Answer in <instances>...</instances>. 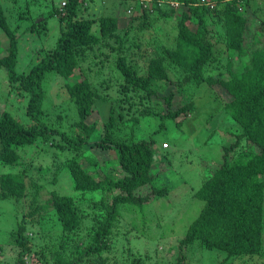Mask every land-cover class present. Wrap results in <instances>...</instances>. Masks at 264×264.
I'll list each match as a JSON object with an SVG mask.
<instances>
[{
    "label": "trees",
    "instance_id": "16d2710c",
    "mask_svg": "<svg viewBox=\"0 0 264 264\" xmlns=\"http://www.w3.org/2000/svg\"><path fill=\"white\" fill-rule=\"evenodd\" d=\"M10 1L36 19L24 34L46 30L50 16L59 21L55 46L34 51L37 62L27 73L17 74L19 36L0 0V28L9 43L0 68L6 71L8 84L25 98L29 122H19L7 110L0 113V170L19 165L22 153L40 143L52 159L49 166L32 159L24 171L0 172V200L19 203L24 199L28 206L8 233L16 246L12 264H145L146 256L122 246L116 249V244L121 235L133 230L140 235L146 221L129 222L125 232L118 226L126 211L142 212L168 190L153 185L163 173L153 172V137L137 139L135 127H142L141 118L149 124L148 118L157 114L162 120L158 132L165 127L164 120L181 126L195 110L192 88H208L240 132L222 148V160L195 193L203 206L179 239V253L171 264H187L186 252L195 243L224 252L226 257L219 264L229 259L264 260V0H170L179 4L176 9L153 0H117L132 15L124 28L121 16L89 14L93 0H64L57 9L50 7V0ZM160 19L174 20V45L157 43L147 57L144 50L140 55L146 67L140 74L125 55L140 45L127 44V33L142 34ZM97 51L101 64L112 62L117 54L112 65L120 79L119 99H103L93 83L94 70L85 68L91 57H99ZM171 71H177L175 80ZM49 74L73 79L62 85L77 113L71 125L66 122L69 115L61 114H54L56 122L46 123ZM100 75L97 71L96 76ZM161 84L175 91L160 89ZM185 93L187 99L173 109L175 94L182 99ZM99 102L108 103L107 111H99ZM141 104L145 108H138ZM126 117L133 125H128L130 134L125 136ZM97 153L108 158L100 162ZM30 166L33 177L27 172ZM63 172L67 182L61 179ZM48 186L42 202V191ZM67 186L73 196L63 191ZM53 218L60 230L45 243L40 228ZM0 264L10 263L0 260Z\"/></svg>",
    "mask_w": 264,
    "mask_h": 264
},
{
    "label": "rangeland",
    "instance_id": "374dc122",
    "mask_svg": "<svg viewBox=\"0 0 264 264\" xmlns=\"http://www.w3.org/2000/svg\"><path fill=\"white\" fill-rule=\"evenodd\" d=\"M63 1L50 0L51 3L49 5L51 8L54 6L57 9ZM4 3L7 8L5 14L8 23L15 30V34L19 36L15 71L17 74L27 73L30 67L37 62V58L33 56L34 51L49 49L55 46L59 36V21L57 16H50L47 19L46 30L41 29L24 34V30L36 21V19L31 17L32 12L30 11V16H28L25 13V9L20 8L19 3L15 5L10 0H4ZM12 4L14 5V9ZM125 7V3L117 0H93L89 7V14L121 16L120 25L124 28L132 16L127 12L125 13ZM12 11L14 13H12L11 17ZM174 26V20L160 19L153 23L150 30L142 34L139 31L127 33V44L135 42L140 45V49L135 48V52L130 51L131 53L125 54L129 57V60H132L140 74L145 71L146 67L145 58L140 54L144 50H147L146 57L151 55V50L157 43L173 47L175 37ZM216 29L219 30L218 27ZM124 38L126 46V32L124 33ZM8 44V40L0 28V58L5 55ZM102 50L105 54L110 53L108 48H103ZM97 54L99 57L97 56L96 59L91 57L87 64H85V68H88L87 70L89 68L90 70H94L92 73L93 83L103 99L109 98L108 100L111 101L119 99L120 79L112 65L116 61L117 54L114 55L115 57L113 56L112 62H104V64L99 63L103 59L100 51H97ZM93 62L96 63L93 64ZM97 71L101 72V75L98 77L96 76ZM175 72L177 73V71H171L170 73L173 80L177 78ZM7 79L6 71L0 68V113L7 110L19 122L28 124V118L25 114L26 100L17 94L16 87H11ZM72 80L67 81L55 74L47 76L45 81L47 88L45 107L48 105L47 109L49 110L50 118L46 120L47 125H51L52 121L56 122L54 114L69 115V121L65 119L63 122L66 121L70 125L73 124V116L77 119L76 110L72 109V102L67 95L63 94L64 91L62 89L64 83H70ZM160 86V89L165 88L164 84ZM167 90L172 91L173 89L168 88ZM167 90L164 94H167ZM189 90L191 89L189 88ZM190 94L194 98L195 110L191 115L183 119L181 126L178 127L173 120H164L165 127L162 131L158 132L157 129L162 120L157 114L156 117L148 118L149 124L145 123L146 119L143 121L144 118H141L142 122H144L142 127L140 125L135 127L136 136L139 137L137 139H149L153 137L155 141V146L153 147L155 153L153 172L163 171L162 174L155 177L153 185L156 187H166L168 190L166 194L156 197L142 212H139L137 209L134 212L126 211L123 216L124 220L118 226V230L120 228V231L123 232L125 229H128V225L132 224H128L129 222L141 225L143 221H146L144 231L141 230L140 235L135 233L136 230H133L130 234L121 235L119 243L116 244V249L122 246L132 253L146 256L148 259L145 264H171L174 262L179 253V239L186 234L190 223L199 215L203 206V202L195 196V193L201 187L204 179L211 174V171L222 160V148L233 142L235 133L240 132L237 126L231 125V121L221 110L222 103L212 97L208 88H200L198 91H194L192 88ZM180 96V94H175L172 105L173 109L180 107L182 102L187 99L186 93L182 99ZM103 99L99 101L102 102ZM101 102L98 103L99 111H107L108 103ZM146 105H138V108L143 109ZM95 118L98 124H100V119ZM126 118L129 119L128 117ZM93 121L94 118H91L90 122ZM128 125L129 127L133 125L130 119L123 131L125 136L126 134H130ZM165 142L167 143L166 148L163 145ZM42 146L40 143L34 148H29L23 153L21 152L19 165L14 168L5 166L0 172L3 173L9 170L12 172L24 171L26 165L32 159L35 163L40 162L42 167L51 165L50 152L46 153V151L41 150ZM44 154L46 155L45 159ZM96 157L100 162L108 158L107 155H102L101 153H97ZM33 168V166H30V169H27L28 174L32 175ZM67 177V173L63 172L61 179L67 182ZM49 189L48 186L42 191V202L47 198ZM63 191L68 195H74L68 186ZM27 211L28 206L24 199L19 203L11 200H0V260L2 262L14 263L16 253L15 239L9 237L8 233L17 225L20 215L26 214ZM40 230L44 242L49 243L54 234L57 235L60 229L56 218H53L48 222L46 221ZM186 254L188 257L187 264H219L226 257L224 252L206 250L200 247L198 243L189 247ZM230 263L264 264V260L262 258L229 259L227 264ZM32 264L35 263L32 262Z\"/></svg>",
    "mask_w": 264,
    "mask_h": 264
},
{
    "label": "built area",
    "instance_id": "2783aa9c",
    "mask_svg": "<svg viewBox=\"0 0 264 264\" xmlns=\"http://www.w3.org/2000/svg\"><path fill=\"white\" fill-rule=\"evenodd\" d=\"M148 2H150L151 0H147ZM154 2H155V4H158V5H164V3L165 4H167V5H169V6H172V7H174L175 9L179 6V4L177 3V2H174V1H168V0H153ZM210 6L211 7H213V4H210ZM164 147H165V145H164Z\"/></svg>",
    "mask_w": 264,
    "mask_h": 264
}]
</instances>
